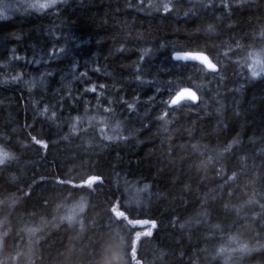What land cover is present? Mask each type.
Wrapping results in <instances>:
<instances>
[{"label": "trees", "instance_id": "1", "mask_svg": "<svg viewBox=\"0 0 264 264\" xmlns=\"http://www.w3.org/2000/svg\"><path fill=\"white\" fill-rule=\"evenodd\" d=\"M28 1L0 0V264H264V0Z\"/></svg>", "mask_w": 264, "mask_h": 264}, {"label": "clouds", "instance_id": "2", "mask_svg": "<svg viewBox=\"0 0 264 264\" xmlns=\"http://www.w3.org/2000/svg\"><path fill=\"white\" fill-rule=\"evenodd\" d=\"M258 72L264 70V65L257 67ZM147 187V186H145ZM89 206L88 198L84 195L77 197L72 203L68 205L58 204L56 207L59 210L64 208L65 211L59 215V220L61 223H75L80 221L83 215L87 212ZM31 232L35 233L38 229H32ZM103 264H127L126 256L123 252L113 251L111 249L107 250Z\"/></svg>", "mask_w": 264, "mask_h": 264}, {"label": "water", "instance_id": "3", "mask_svg": "<svg viewBox=\"0 0 264 264\" xmlns=\"http://www.w3.org/2000/svg\"><path fill=\"white\" fill-rule=\"evenodd\" d=\"M174 58L182 61H195L204 65L208 70L217 71V64L211 59V57L201 51H178L174 53ZM198 99V100H197ZM183 100H191L198 102L199 94L193 88H185L176 93L171 100V105H177ZM197 100V101H196Z\"/></svg>", "mask_w": 264, "mask_h": 264}, {"label": "snow or ice", "instance_id": "4", "mask_svg": "<svg viewBox=\"0 0 264 264\" xmlns=\"http://www.w3.org/2000/svg\"><path fill=\"white\" fill-rule=\"evenodd\" d=\"M57 2H58V0H51V3H48V4H32V5H30V7H32V8H36L37 10H42V9H45V8L54 7L55 4H56ZM224 6H225V7H228L227 4H225ZM165 10H166V11L170 10V9L168 8L167 5L165 6ZM2 18H4V17H0V19H2ZM62 51H63V49H62ZM149 52H150V49H144V55H145V56H147V55L149 54ZM17 59H19V57H17ZM84 75H86V73H85ZM19 78H20L19 76H16V77H14L13 79L18 80ZM137 79H140V77L137 76ZM100 87L103 88L104 86L101 85ZM86 91L95 92V91H96V87L93 86V87H91V88H89V89H86ZM177 91H178V90H177ZM177 91L174 92V94L170 97V99H169L168 101H166V103H168V104L171 105V100L174 98V96L176 95V92H177ZM197 100H198V99H197ZM197 100H196V101H197ZM192 102H195V101H192ZM172 106H177V105H172ZM128 107H129V108H134V107H135V103L128 104ZM47 112H48V109L45 108V109H44V112L41 113V114L43 115V114H45V113H47ZM163 115H167V113H163ZM55 116H56V113L53 112V113H52V117L54 118ZM45 146H46V145H45Z\"/></svg>", "mask_w": 264, "mask_h": 264}, {"label": "rangeland", "instance_id": "5", "mask_svg": "<svg viewBox=\"0 0 264 264\" xmlns=\"http://www.w3.org/2000/svg\"><path fill=\"white\" fill-rule=\"evenodd\" d=\"M48 3H51V1L50 0H34V1H28V4L29 5H32V4H48ZM259 66H261V65L259 63H257L255 65L256 69ZM256 72H258V71L256 70Z\"/></svg>", "mask_w": 264, "mask_h": 264}]
</instances>
